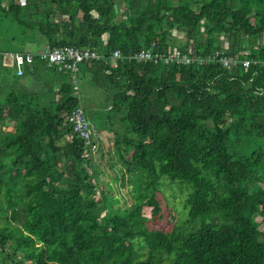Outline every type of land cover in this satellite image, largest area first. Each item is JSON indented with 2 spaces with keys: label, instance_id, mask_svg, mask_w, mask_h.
<instances>
[{
  "label": "trees",
  "instance_id": "16d2710c",
  "mask_svg": "<svg viewBox=\"0 0 264 264\" xmlns=\"http://www.w3.org/2000/svg\"><path fill=\"white\" fill-rule=\"evenodd\" d=\"M2 23L12 54H103L76 78L109 99L95 127L112 136L100 156L113 174L100 178L66 119L80 82L26 64L37 87L0 94V264H264V0H0ZM150 46L240 61L130 57ZM162 176L187 190L186 218L168 231L156 226ZM112 182H128L129 198Z\"/></svg>",
  "mask_w": 264,
  "mask_h": 264
},
{
  "label": "rangeland",
  "instance_id": "374dc122",
  "mask_svg": "<svg viewBox=\"0 0 264 264\" xmlns=\"http://www.w3.org/2000/svg\"><path fill=\"white\" fill-rule=\"evenodd\" d=\"M20 1L23 2V0ZM9 39V32L6 28V25L5 23H2L0 27V64L2 63L3 66L8 65L12 70L15 71L16 66L11 65L12 59L9 54L12 53L13 49L18 47V45L8 42ZM41 46H39L40 48H37L36 45L31 44L26 50L23 51L35 52L45 45L42 47ZM78 81L80 82L79 78L77 79V82ZM35 87H37V83L35 81H31L26 77L22 78L21 76L17 75L14 76L12 73L7 72L6 70L1 71L0 69L1 95L6 94L11 89L16 90L17 88H26V90H33ZM95 88L96 87L92 86L90 83V80L80 82L81 107L84 110L85 117L92 126L94 133L96 134L97 132L101 136V140L98 142L99 148L97 150L95 149L96 151H93L92 153L90 152L89 154L93 155V164L97 165L99 168L98 173H100V178L106 182H110V177L113 173L106 165L109 158L107 156L102 158L100 156V152L106 147V144L108 143L107 138H111L112 136H109L110 134L105 130H98V128L95 127L97 122L100 121L107 113H109V99L105 97L104 94L100 97L98 93L99 90ZM114 168L118 169L119 166H114ZM160 182L162 183L160 185L159 193L161 207L160 213L162 219L156 222V226L168 231L175 226L182 225L183 220L186 218L184 198L187 195V190L184 186L185 184L182 185L178 182H171L165 176L160 178ZM112 186L114 194L119 197V201H123V197L126 199L129 198L127 195V190L130 184L128 182H126L124 185H120L119 182H112ZM142 212L144 217L148 218L150 216L149 207H144ZM259 228L260 230H264L263 225H260ZM112 237L114 238L115 236L112 235Z\"/></svg>",
  "mask_w": 264,
  "mask_h": 264
},
{
  "label": "built area",
  "instance_id": "2783aa9c",
  "mask_svg": "<svg viewBox=\"0 0 264 264\" xmlns=\"http://www.w3.org/2000/svg\"><path fill=\"white\" fill-rule=\"evenodd\" d=\"M153 45L154 44H151V46ZM151 46L140 49L139 51L130 55V57L137 61L152 63L162 62L165 64H189L193 61L203 63L219 58V61L225 67H229L240 61L237 57L232 56L218 57L217 53L208 56L191 57L187 53L180 52L177 49H172L167 53L158 52L152 50ZM9 56L12 59L11 64L16 66L15 74L17 76L23 74L24 66L26 64H30L36 59L45 62L48 66L55 67L58 71L68 72L74 84L77 82L76 74L80 62L91 60L94 61L104 57L102 53L94 48H78L69 45L53 48L45 45L35 52L24 51L22 53H10ZM121 57L122 56L119 49L112 50L109 56L111 65H115L116 60L120 59ZM261 62L264 63V58L261 60ZM241 63L246 67L249 65V60L243 59L241 60ZM66 119L71 124L73 133L81 137L88 145L85 154L89 155L90 152L92 153L95 151V149L98 147L97 145L99 140H101V137L99 134L94 133L92 126L85 117L82 107L79 105L71 109L67 114Z\"/></svg>",
  "mask_w": 264,
  "mask_h": 264
}]
</instances>
